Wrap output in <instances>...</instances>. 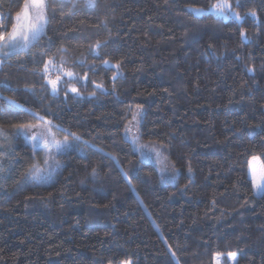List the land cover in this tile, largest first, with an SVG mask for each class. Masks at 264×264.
<instances>
[{
  "label": "trees",
  "instance_id": "obj_1",
  "mask_svg": "<svg viewBox=\"0 0 264 264\" xmlns=\"http://www.w3.org/2000/svg\"><path fill=\"white\" fill-rule=\"evenodd\" d=\"M229 2L241 21L190 9L216 0H48L46 35L0 64V264H264V0ZM22 3L0 0V23ZM50 58L51 79L79 78L56 95ZM136 106L172 181L124 137ZM32 112L88 142L47 183L27 179L39 154L14 128Z\"/></svg>",
  "mask_w": 264,
  "mask_h": 264
},
{
  "label": "snow or ice",
  "instance_id": "obj_2",
  "mask_svg": "<svg viewBox=\"0 0 264 264\" xmlns=\"http://www.w3.org/2000/svg\"><path fill=\"white\" fill-rule=\"evenodd\" d=\"M71 2V0H61L62 5ZM241 0H236L237 6H240ZM86 4L90 8L95 7V0H86ZM75 7V5H73ZM209 11L214 13L216 16L223 17L224 19L235 18L237 21H241L242 17L240 13L233 9L232 4L229 0H216V3H212L209 6ZM193 11L203 14L204 8H194ZM249 14L253 17L256 16L255 10H251ZM0 17V20H3ZM48 0H23L20 9L15 14V22L12 23L11 28L8 27L7 23H0V64H3L5 58L10 55H15L18 51H24L30 49L31 46L38 43L43 35H46V28L48 25ZM241 36H244V32L241 31ZM50 39V38H49ZM101 43L98 41L96 46L93 48L95 55H99L96 51L101 47ZM104 64H109L108 60L104 61ZM118 69L119 65H115ZM51 68H55L57 71H62L61 67L54 64V59L50 58L45 64L41 71V77L44 79V87H50L52 94H58L59 90L64 84V78L68 80L79 79L77 75L71 71L63 72L62 76H56L55 79H51L49 71ZM85 80L87 77L85 76ZM98 88H102V85H96ZM0 87H9L6 80L0 81ZM78 93L75 87H69L67 92ZM9 103L15 104L14 100L9 97H4ZM17 107H21L17 105ZM33 117L41 121V123H25L15 125L16 134L23 135L25 139L31 142L33 151L40 149L46 153V157L43 160V164L40 162H34L30 166L27 179L34 183H44L51 178L52 172H54L59 166L60 162L56 159V155L63 154L67 150L75 147L74 142H82L87 144V141H81V137L75 132H69L67 129L61 128L60 125L54 124L51 120H46L44 117L39 116L38 113H30ZM136 119L135 114L133 115V121ZM129 124L132 121L128 122ZM139 121H137V125ZM53 129H58L66 133L63 138H57ZM126 131L128 129L126 128ZM0 137H5L3 129H0ZM6 138V137H5ZM133 143H138V138L133 139ZM140 148L150 147L149 145H138ZM155 150V149H152ZM0 155H3L0 152ZM159 155V153H157ZM114 158V157H113ZM3 171V169H0ZM252 179V186L257 190L258 193H264V176H256L254 172L250 173ZM126 175V174H125ZM174 255V253H173ZM230 256L235 257V253H230ZM130 264V262H125Z\"/></svg>",
  "mask_w": 264,
  "mask_h": 264
},
{
  "label": "rangeland",
  "instance_id": "obj_3",
  "mask_svg": "<svg viewBox=\"0 0 264 264\" xmlns=\"http://www.w3.org/2000/svg\"><path fill=\"white\" fill-rule=\"evenodd\" d=\"M194 8H198V7H190V9L193 11ZM205 12H211L208 9L209 8H204ZM195 12V11H194ZM196 14H199L197 12H195ZM14 22H15V16H14ZM135 114L136 119L133 121V115ZM142 115H143V110L141 107L136 106L133 111L132 114L128 120L132 121L131 124H129L128 122L126 123L125 129H124V137L129 140L132 144H134V146L136 147L137 151H140L141 154H146L147 157H149L151 160H153L158 168V171L161 173V175L164 177V180L166 181H172L175 175V172L173 170V167L170 163V161L167 159V157L165 155H162L161 151H162V147H157L156 145H152V144H146L144 142L141 141V139L139 138V128H140V122L142 119ZM137 121H139V124L137 125ZM126 128L128 129V131H126ZM5 137H0V142L4 143V141H8L9 136L8 134L4 133ZM23 137V139L32 146L31 142L28 141L27 139H25V137L23 135H21ZM59 138V137H57ZM134 138H138V143H133V139ZM138 145H149L150 147H144V148H140L138 147ZM155 149V150H152ZM36 151H38V161L41 164H43V160L46 157V153L40 149H36ZM157 153H159V155H157ZM56 159H57V155H56ZM1 164L2 161L0 160V169H1ZM57 170V169H56ZM55 170V171H56ZM54 172H52L51 178L48 179L46 182H49L54 175ZM1 172V171H0ZM1 177V176H0ZM30 181V180H29ZM30 183L32 184H36L32 181H30ZM229 258V262L230 264H234L235 261V257L233 258L232 256H228ZM130 262V261H128ZM122 264H125L122 263ZM215 264H223L222 263V257L221 256H216L215 259Z\"/></svg>",
  "mask_w": 264,
  "mask_h": 264
}]
</instances>
